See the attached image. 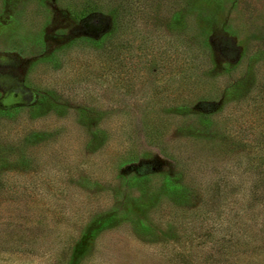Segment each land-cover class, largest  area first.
I'll return each instance as SVG.
<instances>
[{
    "label": "rangeland",
    "instance_id": "obj_1",
    "mask_svg": "<svg viewBox=\"0 0 264 264\" xmlns=\"http://www.w3.org/2000/svg\"><path fill=\"white\" fill-rule=\"evenodd\" d=\"M0 264H264V0H0Z\"/></svg>",
    "mask_w": 264,
    "mask_h": 264
}]
</instances>
